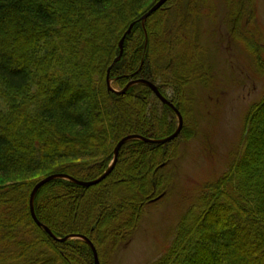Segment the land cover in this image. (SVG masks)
Returning a JSON list of instances; mask_svg holds the SVG:
<instances>
[{
	"label": "trees",
	"instance_id": "1",
	"mask_svg": "<svg viewBox=\"0 0 264 264\" xmlns=\"http://www.w3.org/2000/svg\"><path fill=\"white\" fill-rule=\"evenodd\" d=\"M157 1L0 0V264H94L84 241L58 242L35 225L33 187L52 175L96 180L121 139L156 141L175 132L176 115L147 86L136 84L123 94L107 88V70L132 23L109 72L111 88L152 83L180 112V134L166 144L126 142L97 185L48 182L35 194L34 213L58 239L90 240L105 264L138 228L145 205L169 193L173 174L165 168L196 134L195 124H187L191 87L211 82L194 20L198 4L211 0L184 6L169 0L165 5H175L182 23L174 25L163 6L143 28L139 19ZM223 2L232 38L240 41V22L247 14L253 19L254 0ZM256 55L255 71L264 78V52ZM243 121L228 168L202 185L166 251L151 264H264V175H254L258 167L264 170V92Z\"/></svg>",
	"mask_w": 264,
	"mask_h": 264
},
{
	"label": "rangeland",
	"instance_id": "2",
	"mask_svg": "<svg viewBox=\"0 0 264 264\" xmlns=\"http://www.w3.org/2000/svg\"><path fill=\"white\" fill-rule=\"evenodd\" d=\"M181 1L186 5L187 0ZM205 4H198L194 20L211 82L202 86L196 81L191 87L194 108L187 124H195V137L180 145L178 158L165 168L173 174L169 193L145 205L138 228L105 264H151L164 254L178 220L202 185L228 168L242 138L244 113L263 95L264 78L255 71V60L257 53L264 52V0L252 3L253 19L247 14L241 20L243 35L237 42L232 38L223 0ZM162 10L172 13L174 25L182 23L174 4L164 5ZM254 175H264L263 168L255 169Z\"/></svg>",
	"mask_w": 264,
	"mask_h": 264
},
{
	"label": "water",
	"instance_id": "3",
	"mask_svg": "<svg viewBox=\"0 0 264 264\" xmlns=\"http://www.w3.org/2000/svg\"><path fill=\"white\" fill-rule=\"evenodd\" d=\"M169 0H159L158 2H156V4H154L140 19H139V22L141 24V26L144 28L145 26V22L146 20L148 19V17H150L153 13H155L159 8H161L165 3H167ZM133 25L134 23L130 24V26L128 27V29L126 30L125 34L122 36L120 42H119V54L118 56L115 58L113 64L109 67V69L107 70V75H106V83H107V87H108V90L110 91H113L114 93H117V94H123L125 93L130 87H132L133 85H136V84H143L145 86H147L151 91L152 93L155 95V97L164 105H166L167 107H169L173 112L174 114L176 115L177 117V121H178V126L175 130V132L168 136L167 138L163 139V140H149V139H146V138H143V137H139V136H127L123 139H121L117 145L115 146L114 148V156H113V160H112V163L110 164L109 168L107 169V171L97 180L95 181H92V182H80V181H77V180H74L72 178H69V177H65V176H62V175H52V176H48L44 179H42L41 181H39L32 189L31 193H30V197H29V211H30V216L33 220V222L35 223V225L38 227V228H41L46 234H48L53 240L55 241H58V242H64L66 240H70V239H73V238H76V239H80L82 241H84L88 246L89 248L91 249V252H92V255H93V260H94V264H99V258H98V254H97V251L94 247V245L92 244V242H90V240H88L87 238L85 237H81V236H68V237H65L63 239H58L56 237L53 236V234L50 232V230L48 228H46L45 226H43L39 221L38 219L36 218L35 216V213H34V207H33V201H34V197H35V194L37 193V191L42 187L44 186L45 184H47L48 182L50 181H53V180H56V179H67L69 181H71L72 183H74L75 185H78L80 187H85V188H88V187H91V186H94L98 183H100L102 180H104L110 173L111 171L113 170L116 162H117V159H118V154H119V151L121 149V147L128 141H131V140H140L142 142H145V143H149V144H166V143H169L171 141H173L181 132V129H182V126H183V119H182V116L180 114V112L169 102L167 101L165 98L162 97V95L159 93L158 89L150 82H147L145 80H136V81H130L122 91L120 92H116L114 90H112L111 88V85H110V81H109V72H110V69L113 67L114 64H116L121 56H122V53H123V45H124V40L126 38L127 35H129L131 33V30L133 28ZM147 43V37L145 36V45Z\"/></svg>",
	"mask_w": 264,
	"mask_h": 264
},
{
	"label": "bare ground",
	"instance_id": "4",
	"mask_svg": "<svg viewBox=\"0 0 264 264\" xmlns=\"http://www.w3.org/2000/svg\"><path fill=\"white\" fill-rule=\"evenodd\" d=\"M158 1H159V0H158ZM158 1H157V2H158ZM155 4H156V3H155ZM165 4H166V3H165ZM165 4H164V5H165ZM164 5H163V6H164ZM163 6H162V7H163ZM162 7H161V8H162ZM161 8H159V9H161ZM159 9H158V10H159ZM158 10H157V11H158ZM106 85H107V83H106ZM107 88H108V87H107ZM108 168H109V167H108ZM106 171H107V170H106ZM106 171H105V172H106ZM105 172H104V173H105ZM104 173H103V174H104ZM103 174H102V175H103ZM102 175H101V176H102ZM62 176H65V175H62ZM101 176H100V177H101ZM65 177H68V176H65ZM100 177H99V178H100ZM69 178H71V177H69ZM99 178H97V179H99ZM72 179H74V178H72ZM97 179H96V180H97ZM56 180H58V179H56ZM62 180L69 181V180H67V179H62ZM74 180H76V179H74ZM77 181H78V180H77ZM93 181H95V180H93ZM102 181H103V180H102ZM69 182H71V181H69ZM80 182H82V181H80ZM90 182H92V181H90ZM71 183H72V182H71ZM73 184H74V183H73ZM96 185H97V184H96ZM73 239H76V238H73Z\"/></svg>",
	"mask_w": 264,
	"mask_h": 264
}]
</instances>
